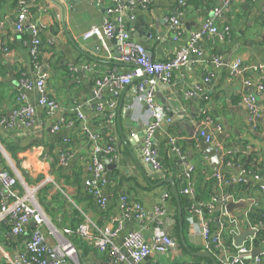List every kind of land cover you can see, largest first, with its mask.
<instances>
[{
    "label": "crops",
    "instance_id": "0c3cea01",
    "mask_svg": "<svg viewBox=\"0 0 264 264\" xmlns=\"http://www.w3.org/2000/svg\"><path fill=\"white\" fill-rule=\"evenodd\" d=\"M56 1L65 7L66 29L62 11L51 0H26L28 22L36 23L40 29V70L48 74L46 93L59 104V109L50 116L38 108L40 96L35 88L22 86L23 80L34 82L40 73L34 68L31 57L30 31L25 28L23 32H17L15 29L17 0H0V24L4 28L2 40L9 48L7 53L0 50V119L12 117L16 98L21 94L37 108L32 126L18 120L12 129L0 127V168H9L13 175L19 176L20 181L22 178L29 189L35 190L38 203V192L51 187L41 194L44 206L39 205L59 230L78 226L84 221H90L99 229L120 225V239L131 230L141 229L152 245L154 229L160 226L173 238L175 248L168 254L153 253L143 264H213L211 259L195 257L189 252L205 251L199 233L202 217L198 212L192 214L194 225L187 221L185 235L180 226L178 203L172 194V186L164 181L171 178L177 183L179 180L183 186L181 189L191 183L194 198L187 196L190 206L196 203L207 210L213 197L220 198L224 190L214 176L217 171L223 178H242L243 183H264L262 179L247 175L239 166L224 163L227 158L233 162L241 161L255 152L259 162L264 164V90L258 92L246 88L243 83L245 77L231 71L232 64L241 60L244 66L250 68L246 77L258 84L263 83L264 71H255V68L264 64V0L236 2L229 13L215 19L217 27L220 30L228 27L230 34L224 38L213 36L204 39L201 42L203 57L199 63L190 62L175 71L170 84H158L156 102L167 111L169 118L153 136V145L159 152L161 163L159 170L144 162L142 156L148 116L144 106L134 103L138 82L121 89L114 106L108 102V91L102 96L97 94V74L124 73L130 71L132 65L120 62L116 39L102 34L101 38L85 40L83 35L92 26L102 29L106 21L117 24L119 14L108 13L109 3L99 6L90 0ZM122 1L128 4L131 0ZM184 1L185 6H180L179 0H151L148 8L126 10L121 18L129 41L143 45L157 61L174 58L188 46L191 34L211 19L212 10L222 3V0ZM173 17H179L183 27V34L178 39L171 26ZM214 58H220L222 65L216 64ZM244 94H254L257 98L260 117L255 124L249 122L248 110L242 103ZM98 104L102 106L100 113L91 108ZM78 106L82 108L94 140L82 131L81 123L77 122ZM203 110L211 116L212 123L206 131L214 138L212 145L224 154L222 170L203 159L205 152L200 149L202 138L198 136L203 128ZM71 121L73 126L68 125ZM55 125L60 126L59 131L53 130ZM66 138L70 139V144L65 146L63 140ZM169 139L175 142L178 153H171ZM94 144L104 148L111 146L116 156L115 159L102 156L103 160L112 159L116 164L104 188L108 196L106 208L97 205L84 187L89 177L87 170ZM66 148L71 151L72 157L67 165H60V155ZM165 159L171 161V167L166 168ZM17 162L27 174L30 184L26 183L17 168ZM20 187V194H25L27 188L21 182ZM122 194L127 195L132 203L144 207L147 213L144 222L122 217ZM238 194L241 198L232 196L233 204L242 206L228 212L238 220L242 215L245 218L248 200L264 205L261 188L254 186L246 193ZM156 208L163 212L157 213ZM73 210L78 214L75 215ZM204 218L213 233H222L224 242L225 236L228 239L231 236L230 249H236L233 231L238 233L251 227L250 224H243L244 220H239L238 226L232 224L222 216L220 204H215ZM6 234L7 227L0 225V264H7L4 259L6 252L16 250L9 245ZM48 239L50 243H55L52 237ZM68 240L76 245L80 264H131L110 258L76 238L68 237ZM263 241L255 247L262 249ZM223 246L224 252L212 253L217 264H221L228 254H234ZM240 264L255 263L251 258Z\"/></svg>",
    "mask_w": 264,
    "mask_h": 264
},
{
    "label": "built area",
    "instance_id": "2783aa9c",
    "mask_svg": "<svg viewBox=\"0 0 264 264\" xmlns=\"http://www.w3.org/2000/svg\"><path fill=\"white\" fill-rule=\"evenodd\" d=\"M97 5L105 3L110 4L108 13H118L119 19L117 24L106 21L103 28L92 26L90 30L83 35L85 40L93 37H102L104 34L108 38L116 39L118 50L120 52V62L132 65L130 71L124 73L109 72L97 74L95 78V86L98 96H102L108 91L110 94L109 104L115 105V98L119 95L120 90L126 86L132 85L137 81L135 87V100L134 103L142 105L147 110L148 120L146 122V132L144 136V146L142 156L144 162L150 164L153 168L161 169L159 160V152L153 145V136L155 132L169 120L167 111L156 102V91L158 84H170L173 80L175 71L186 66L188 63H199L203 57V49L201 42L213 36L224 38L230 34L228 27L220 30L215 24V19H220L225 14L229 13L236 2L239 0H222L220 6L212 10V18L207 19L201 27L191 34L190 42L186 48H182L174 58L167 61H157L153 59L151 54L141 44H136L129 41V36L126 33L122 14L126 10L136 7L148 8L151 0H131L125 4L122 0H90ZM251 2L252 0H244ZM186 1L179 0L180 6H185ZM18 17L15 23L17 32H23L27 28L31 33V57L34 68L40 73L36 81L31 82L28 79L23 80L22 86L26 89L35 88L40 98L38 101V108L44 110L47 115L53 116L59 109V104L56 100L49 97L46 93V81L48 78L47 73H41L40 55H41V35L39 26L34 22H28L29 9L26 0H17ZM27 25V27H26ZM171 26L175 32V38H180L183 34L182 23L179 17L171 19ZM4 32L3 25L0 24V50L7 53L9 48L2 40ZM214 62L222 65L220 58H214ZM250 68L244 66L241 60L235 61L231 66V71L235 74L245 77L244 86L249 89L262 92L264 90L263 83L258 84L253 80L246 77ZM255 71H264V64L255 68ZM253 90V92H254ZM251 92V91H250ZM192 95V93H189ZM17 105L13 110L10 119L1 118L0 127L5 129H12L16 126L17 121L23 122L26 126H32L34 123V115L36 107L31 106L24 95H19L16 98ZM242 103L246 106L249 113V122L255 124L260 117V111L257 98L254 94H244L242 96ZM94 112L100 113L102 106L91 107ZM77 122L81 123L82 131L88 135L92 140L95 139L93 132L86 124V117L81 107H76ZM203 128L199 131V137L205 138V141L212 144L214 141L211 133L206 131L209 126L211 116L207 110H203ZM73 126L74 122L68 123ZM54 131H59L60 126L55 125ZM220 130V128H219ZM65 146L70 144V139L63 140ZM169 146L171 153H178L179 149L175 146L173 139H169ZM93 156L88 166L89 177L84 182V187L88 195L99 205L101 208H106L108 204V196L105 193L106 180L104 174L106 172L104 156H112L115 159L114 150L111 146L102 147L94 144ZM72 153L67 148L61 153L59 158L60 165H67L71 159ZM223 158V157H222ZM203 159L206 163L210 162V158L204 154ZM112 160V159H111ZM110 160V161H111ZM112 162V161H111ZM228 165L234 166L229 163ZM192 170V169H191ZM187 177L190 178L189 173ZM215 178L226 187L230 183H242V178H223L217 171ZM257 180L261 178L255 176ZM20 178L13 175L7 169L0 168V225L7 227V240L9 245L16 247V250L6 252L4 259L7 264H80L78 250L74 243L68 240V237L76 238L82 242L92 245L99 252L108 255L119 262L129 261L131 264H143L153 253L168 254L175 248L173 238L167 233L164 227H156L152 238V245L146 239L143 230L136 229L129 231L122 239H120L121 226L116 228L104 227L102 229L93 226L90 221H84L79 224L75 229L66 227L59 230L53 223L46 217L43 209L35 198V190L26 189V193L21 195L19 186ZM261 190L264 191V183L261 185ZM185 196L194 198V191L191 183L186 188L181 190ZM233 199L232 196L221 192L220 198L213 197L211 205L208 210L211 211L215 204H220L222 208V216L227 217L229 221L235 226L239 225V220L231 216L226 206ZM234 202V201H233ZM246 202V201H243ZM249 208L257 206L254 200H248ZM122 217L124 219H132L139 222H144L147 215L144 207L139 203H132L127 195L122 194L120 197ZM201 205L192 204L187 211V221L190 225H194L192 214L198 212L202 217L201 227L199 233L204 241L205 251L209 253L224 252L223 235L219 232H212L209 223L205 220ZM157 213L163 212L160 208H156ZM245 212V218L248 215ZM55 227H53L52 226ZM261 224H251L249 230L254 231V234L248 236L242 246L236 247L234 254H228L221 264H240L245 260L251 259V253L256 249L254 241L256 234L261 228ZM233 235L238 234L233 231ZM48 237H52L55 243H50ZM19 249V250H18ZM255 264H261L264 260V241L261 253L253 258Z\"/></svg>",
    "mask_w": 264,
    "mask_h": 264
},
{
    "label": "trees",
    "instance_id": "16d2710c",
    "mask_svg": "<svg viewBox=\"0 0 264 264\" xmlns=\"http://www.w3.org/2000/svg\"><path fill=\"white\" fill-rule=\"evenodd\" d=\"M164 162L167 165V167L165 165L166 168L171 167V165H172L171 161H169V160L166 161V159H165ZM224 163L226 165H227V163H231V164H233L235 166H239L240 168H242L245 171V173L247 175H251L253 177L259 176L262 180H264V167H263L264 164H261L259 162V158H258V156H257V154L255 152H253V153L245 156V158L242 159L241 161L233 162V161H230L229 158H227V159H225ZM17 168L22 172L23 177L25 178L26 183L27 184H30L28 182V176H27V174L22 170L21 164L18 163V162H17ZM226 178H229V177H226ZM214 180H215V183H217V180L216 179H214ZM254 184L255 183H253L251 181L250 182L248 181L247 183H243L242 182V183H237V184L230 183L226 187H223L224 188L223 192L226 193V194H228V195H230V196H233L234 198H241V196L238 193H241V192L242 193H246L248 189H251L254 186L260 188L261 185H262L259 182L256 183L255 185ZM176 186L178 188V192H179V195H180V205L182 207V212H183V218H182L183 230H184V234L186 235V232L185 231H186L187 225H188L187 224V217H186L187 216V209L190 206L191 201L189 200V198L187 196H185V195H183L181 193V190L183 189V188L181 189V187H183V186H181V182L179 180L177 181ZM19 188H20V190H22L20 186H19ZM50 189H51V187L48 186V187L43 188L40 192H38V197H37L38 198V201L43 206H44V202H43V199L41 198V194H45ZM202 210L204 212V215L207 216L209 210H207L205 207H203ZM247 210L248 209H246V211ZM73 213L75 215L78 214L76 210H73ZM238 218H239L240 221H243L244 220L243 224H246V223L247 224H250V225L251 224H261L262 227L257 232L256 239L254 241V245L258 247L262 243V241L264 240V205L260 203L257 206L250 208V210L248 211V215H247L246 218H243V215L241 217H238ZM76 227H77V225L75 227H70V228L75 229ZM230 238H231V236L229 237V239L225 236V242L223 241V244L225 245V247L226 248H229V249H230L231 244H232V242L230 241ZM80 242L82 243V241H80ZM230 250L233 251L234 253L236 251V249H230ZM263 264H264V260H263Z\"/></svg>",
    "mask_w": 264,
    "mask_h": 264
},
{
    "label": "water",
    "instance_id": "95a60500",
    "mask_svg": "<svg viewBox=\"0 0 264 264\" xmlns=\"http://www.w3.org/2000/svg\"><path fill=\"white\" fill-rule=\"evenodd\" d=\"M54 4H56V6L62 11L63 15V25L64 28L66 29V25H65V7L60 5L59 2H57L56 0H51ZM149 34V33H148ZM208 132V131H207ZM131 143V142H130ZM200 149L205 152V154L210 158V162L211 164L222 170L224 169L223 165H222V157H223V152L218 151L216 149L215 145L209 144L205 141V138H202L201 142H200ZM226 153V152H225ZM105 167H106V172L104 174L105 180L107 182L110 181L111 179V175H112V171L116 168V164L111 162L109 159L105 158ZM160 172V171H159ZM21 183L23 186H25L27 189H29L26 184L24 183L23 179L21 178ZM164 183H169L172 186V194L175 197V199L177 200L178 203V215H179V219H180V226L181 229L183 227V223H182V218H183V212H182V207L180 205V195L179 192L177 190V187L175 186V183L173 181V179L168 178L164 181ZM241 204H233V199L230 200V203L228 204L226 210L227 212H232L234 209L241 207ZM53 226V224H52ZM54 227V226H53ZM55 228V227H54ZM254 234V231L252 230H239L238 234L233 235L234 238V245L235 247H240L243 245V243L246 241L248 236H251ZM175 242V241H174ZM191 253V255L195 256V257H201V258H208L211 259L213 261V264H217V262L215 261V259L213 258L212 254L207 252V251H198V252H193V251H189ZM261 253V249H255L252 251L251 253V257L254 258L257 255H259Z\"/></svg>",
    "mask_w": 264,
    "mask_h": 264
},
{
    "label": "rangeland",
    "instance_id": "374dc122",
    "mask_svg": "<svg viewBox=\"0 0 264 264\" xmlns=\"http://www.w3.org/2000/svg\"><path fill=\"white\" fill-rule=\"evenodd\" d=\"M37 199H38V198H37ZM48 215L52 217V215H50V213H48Z\"/></svg>",
    "mask_w": 264,
    "mask_h": 264
}]
</instances>
